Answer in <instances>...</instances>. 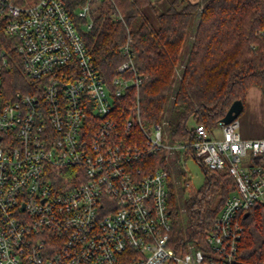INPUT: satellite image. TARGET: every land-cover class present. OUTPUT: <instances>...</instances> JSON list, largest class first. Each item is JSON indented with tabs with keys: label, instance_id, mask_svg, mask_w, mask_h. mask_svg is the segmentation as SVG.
<instances>
[{
	"label": "built area",
	"instance_id": "2783aa9c",
	"mask_svg": "<svg viewBox=\"0 0 264 264\" xmlns=\"http://www.w3.org/2000/svg\"><path fill=\"white\" fill-rule=\"evenodd\" d=\"M105 1L0 0V264H245L240 216L264 203V137L220 121L170 144L141 123L139 99L118 113L142 78L130 59L109 87L94 64L83 34ZM2 38L17 42L20 89ZM177 152L236 185L195 253L172 240L171 173L143 162Z\"/></svg>",
	"mask_w": 264,
	"mask_h": 264
},
{
	"label": "trees",
	"instance_id": "16d2710c",
	"mask_svg": "<svg viewBox=\"0 0 264 264\" xmlns=\"http://www.w3.org/2000/svg\"><path fill=\"white\" fill-rule=\"evenodd\" d=\"M37 0H16L30 4ZM167 8L157 12L152 0H107L93 29L83 34L94 64L105 83L131 74L119 72L132 59L142 84L127 91L118 113L139 99L140 119L150 127L165 122L173 142L192 141L191 124L212 129L226 116L232 104L246 98L251 88L264 95V0H165ZM118 8L124 20L114 17ZM131 39V41H129ZM9 53L8 86L20 89L27 83L15 39L2 38ZM129 45L128 53L125 52ZM185 45L188 51L183 58ZM242 112V113H243ZM164 153L147 156L143 162L154 169L166 168ZM206 184L191 191L185 204L184 226L176 187L170 185L172 240L202 245L214 219L235 190L226 171L203 168ZM245 218L239 257L245 264H264V203Z\"/></svg>",
	"mask_w": 264,
	"mask_h": 264
},
{
	"label": "rangeland",
	"instance_id": "374dc122",
	"mask_svg": "<svg viewBox=\"0 0 264 264\" xmlns=\"http://www.w3.org/2000/svg\"><path fill=\"white\" fill-rule=\"evenodd\" d=\"M156 6L157 12H163L167 8L165 0H152ZM188 51V46L185 45L183 50V58ZM245 111L238 117L239 132L244 139H260L264 137V96L260 90L253 88L249 91L247 97ZM166 140L172 144L170 139V131L167 124L161 122ZM194 124H191L193 127ZM217 130V129H215ZM218 133V132H217ZM178 153V159L183 160L181 153ZM166 162V160H165ZM168 170L171 173L172 182L176 187L181 216L184 226L187 225V215L185 204L191 191L200 190L206 184V175L203 167L193 158H185L183 162H177L172 159L168 164ZM197 248L194 241L190 240L187 243V252L195 253Z\"/></svg>",
	"mask_w": 264,
	"mask_h": 264
},
{
	"label": "water",
	"instance_id": "95a60500",
	"mask_svg": "<svg viewBox=\"0 0 264 264\" xmlns=\"http://www.w3.org/2000/svg\"><path fill=\"white\" fill-rule=\"evenodd\" d=\"M245 106L241 100L235 101L232 106L230 107L229 111L227 112L226 116L222 119V122L225 124H230L233 121L237 120L238 117L242 114ZM250 215L247 212L244 217L247 218Z\"/></svg>",
	"mask_w": 264,
	"mask_h": 264
},
{
	"label": "crops",
	"instance_id": "0c3cea01",
	"mask_svg": "<svg viewBox=\"0 0 264 264\" xmlns=\"http://www.w3.org/2000/svg\"><path fill=\"white\" fill-rule=\"evenodd\" d=\"M191 1H193V2H197V1H199V0H191ZM251 89H253V88H251ZM251 89H250V90H251ZM256 89H258V88H256ZM250 90H249V91H250ZM258 90H260V89H258ZM260 92H261V90H260ZM248 93H249V92H248ZM262 94H263V93H262ZM263 96H264V95H263ZM247 97H248V95H247ZM247 99H248V98H246V104H247Z\"/></svg>",
	"mask_w": 264,
	"mask_h": 264
}]
</instances>
